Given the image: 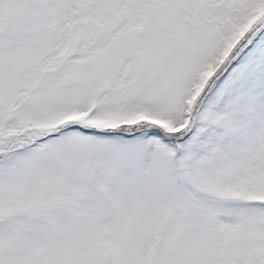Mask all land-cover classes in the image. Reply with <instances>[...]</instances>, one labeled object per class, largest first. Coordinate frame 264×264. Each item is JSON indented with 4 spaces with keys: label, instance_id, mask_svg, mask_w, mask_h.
<instances>
[{
    "label": "snow or ice",
    "instance_id": "obj_1",
    "mask_svg": "<svg viewBox=\"0 0 264 264\" xmlns=\"http://www.w3.org/2000/svg\"><path fill=\"white\" fill-rule=\"evenodd\" d=\"M0 264H264V0H0Z\"/></svg>",
    "mask_w": 264,
    "mask_h": 264
}]
</instances>
